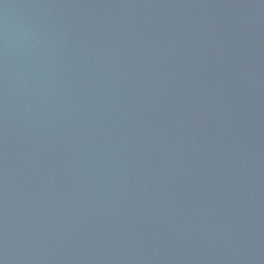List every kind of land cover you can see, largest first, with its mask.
<instances>
[{
    "label": "water",
    "instance_id": "water-1",
    "mask_svg": "<svg viewBox=\"0 0 264 264\" xmlns=\"http://www.w3.org/2000/svg\"><path fill=\"white\" fill-rule=\"evenodd\" d=\"M0 264H264V0H0Z\"/></svg>",
    "mask_w": 264,
    "mask_h": 264
}]
</instances>
